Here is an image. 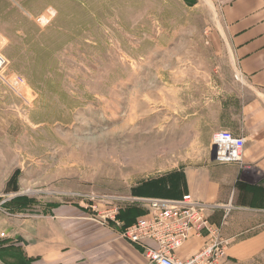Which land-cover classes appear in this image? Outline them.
Here are the masks:
<instances>
[{
    "label": "rangeland",
    "instance_id": "374dc122",
    "mask_svg": "<svg viewBox=\"0 0 264 264\" xmlns=\"http://www.w3.org/2000/svg\"><path fill=\"white\" fill-rule=\"evenodd\" d=\"M222 28L213 0H0V223L204 192L210 104L238 90Z\"/></svg>",
    "mask_w": 264,
    "mask_h": 264
},
{
    "label": "crops",
    "instance_id": "0c3cea01",
    "mask_svg": "<svg viewBox=\"0 0 264 264\" xmlns=\"http://www.w3.org/2000/svg\"><path fill=\"white\" fill-rule=\"evenodd\" d=\"M213 3L221 14L222 47L228 54L232 81L238 87L235 92L229 90L213 98L210 105L216 107L214 128L243 137L245 144L240 163L218 164L211 160L204 192L185 193L204 203L210 220L221 226V235L228 240L221 264H264V0ZM49 11L55 9L48 1L36 19H49ZM181 195L152 193L128 199ZM93 210L92 205L62 203L51 206L45 214L21 213L16 221H3L0 255L4 259L0 262L146 264L140 247L122 237L117 224L94 219L97 212ZM144 212L133 211L135 218ZM118 220L127 224L119 214ZM205 240L204 236H191L175 253L188 258ZM14 251L21 254L13 257L10 252Z\"/></svg>",
    "mask_w": 264,
    "mask_h": 264
},
{
    "label": "built area",
    "instance_id": "2783aa9c",
    "mask_svg": "<svg viewBox=\"0 0 264 264\" xmlns=\"http://www.w3.org/2000/svg\"><path fill=\"white\" fill-rule=\"evenodd\" d=\"M8 63V58L0 50V80L17 90L16 80L5 75ZM244 144L243 137L227 129L217 130L212 135L210 145L215 146L213 161L218 164L240 163ZM141 201L145 205V212L130 224L124 225L118 220V206L101 211L99 218L103 222L117 224L119 234L140 247L147 259L146 264H221L228 240L222 237L221 226L210 220L204 203L190 193L178 198H146ZM1 235L4 236V233ZM194 235L204 236V245L188 258L178 257L175 251Z\"/></svg>",
    "mask_w": 264,
    "mask_h": 264
},
{
    "label": "trees",
    "instance_id": "16d2710c",
    "mask_svg": "<svg viewBox=\"0 0 264 264\" xmlns=\"http://www.w3.org/2000/svg\"><path fill=\"white\" fill-rule=\"evenodd\" d=\"M118 214H119V217H120V218H123L122 215H120V211L118 212ZM135 219H136V218H135ZM135 219H133V221H134ZM130 223H131V222H130ZM130 223H129V224H130ZM127 224H128V223H127ZM11 253H12V254H11ZM5 254H6V252H4V255H5ZM17 254L20 255L21 253H20L19 251H17V252H16V251H14V252H10V255L13 256V257H14L15 255H17ZM0 258H1V259H4V256L0 255ZM7 264H17V263H16L15 261H12V262H8ZM20 264H21V263H20ZM23 264H30V263H29L28 261H24Z\"/></svg>",
    "mask_w": 264,
    "mask_h": 264
},
{
    "label": "water",
    "instance_id": "95a60500",
    "mask_svg": "<svg viewBox=\"0 0 264 264\" xmlns=\"http://www.w3.org/2000/svg\"><path fill=\"white\" fill-rule=\"evenodd\" d=\"M215 158V146H211V149H210V159L211 160H214Z\"/></svg>",
    "mask_w": 264,
    "mask_h": 264
}]
</instances>
